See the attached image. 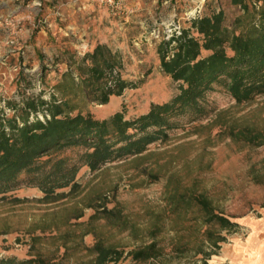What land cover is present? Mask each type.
I'll return each mask as SVG.
<instances>
[{"label":"rangeland","instance_id":"374dc122","mask_svg":"<svg viewBox=\"0 0 264 264\" xmlns=\"http://www.w3.org/2000/svg\"><path fill=\"white\" fill-rule=\"evenodd\" d=\"M141 2L142 13H137L128 0L125 6L130 12L112 11L95 0H0V109L6 108L7 101L18 102L24 96H46L66 67L64 50L79 55L89 50L95 41V17L108 15L112 50L119 54L122 76L130 84L120 94H111L106 103H89L83 111L97 118L115 111L126 118L137 116L151 102L165 101L178 91V83L161 70L160 40L151 35L152 28L171 15V8H175L183 30L191 25L185 13L198 4L202 13L223 9L228 24L242 13L230 0ZM204 104L210 113L200 124L210 122L214 112L223 109H228L226 118L251 109L250 117H264V93L250 105H236L228 93L215 90L207 93ZM192 130L186 125L168 130L166 140L149 144L144 151L148 155L138 160H115L97 170L82 166L75 178L76 189H64L66 195L58 201H39L42 192L36 187L12 191L25 199L0 202V257H26L32 236H38L36 249L52 252L62 243L63 233L68 247L65 264H88L84 245H91L95 234L129 249L138 241L120 231L115 218L119 215L142 228L163 209L165 195L174 185L194 184L237 224L232 231L223 232L226 240L220 242L208 263L264 264V145L236 143L222 134L218 125L200 127L196 133ZM103 207L116 216L106 219ZM77 213L82 215L76 219L73 215ZM177 224L164 222L162 235L171 234ZM86 229L93 232L81 240V231ZM115 264H128V259Z\"/></svg>","mask_w":264,"mask_h":264},{"label":"trees","instance_id":"16d2710c","mask_svg":"<svg viewBox=\"0 0 264 264\" xmlns=\"http://www.w3.org/2000/svg\"><path fill=\"white\" fill-rule=\"evenodd\" d=\"M230 2L242 12L231 23L217 7L192 20L179 36L160 40L161 70L178 83V91L131 118L121 111L103 118L83 111L89 103H106L130 84L122 76L119 54L100 43L82 55L64 50L66 67L46 96H24L0 109V202L24 200L11 194L20 187L38 188L41 202L58 201L66 195L64 189H76L82 166L97 170L107 162L141 159L148 155L144 151L149 144L166 140L168 130L178 126L196 133L200 127L218 125L236 143L263 146L264 117H250L252 109L235 118L225 117L228 109L216 110L210 122H199L210 113L204 104L209 92L222 90L236 105H250L264 93V0ZM164 199L163 209L142 228L119 215L115 218L120 231L138 241L135 246L125 249L95 234L94 242L84 245L88 264H115L126 258L128 264H209L226 240L223 232L232 231L236 222L194 184L174 185ZM102 210L106 219L116 216L113 210ZM167 221L178 224L171 234L162 235ZM91 231H81L80 239ZM65 236L52 252L36 249L38 236H32L26 257H0V264H65Z\"/></svg>","mask_w":264,"mask_h":264},{"label":"built area","instance_id":"2783aa9c","mask_svg":"<svg viewBox=\"0 0 264 264\" xmlns=\"http://www.w3.org/2000/svg\"><path fill=\"white\" fill-rule=\"evenodd\" d=\"M95 1L106 5L112 11H119L123 9L124 11L130 12V10H127L125 6V0H95ZM171 11H172L171 15L161 20L159 24L155 25V27L152 28L151 35L158 37L159 40L162 39L168 40L173 37H177L182 33L183 28L179 24V17H177L176 15L175 8H171ZM201 14H202V7L201 4H198L193 9L185 13L186 15L185 18L189 21H192L194 19L199 18Z\"/></svg>","mask_w":264,"mask_h":264},{"label":"crops","instance_id":"0c3cea01","mask_svg":"<svg viewBox=\"0 0 264 264\" xmlns=\"http://www.w3.org/2000/svg\"><path fill=\"white\" fill-rule=\"evenodd\" d=\"M128 3L130 5H133L137 11V13H142V9L144 6H141L142 2L141 0H128ZM135 16L137 14H134ZM105 18H103V16H101V18H99L98 16L95 17L94 19V24H95V36H92L94 37V43L90 44L89 46V50L95 46L96 44L100 43V44H106L107 46H109L111 49L113 47V41L112 40L113 38L110 37V33H107V29H108V23H111V19L109 18V16H104ZM1 33V32H0ZM92 42L93 39H90Z\"/></svg>","mask_w":264,"mask_h":264}]
</instances>
